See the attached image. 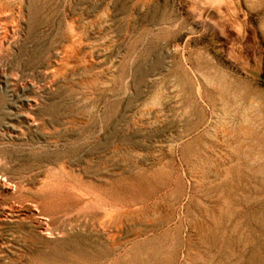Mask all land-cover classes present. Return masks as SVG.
I'll use <instances>...</instances> for the list:
<instances>
[{"label": "rangeland", "instance_id": "374dc122", "mask_svg": "<svg viewBox=\"0 0 264 264\" xmlns=\"http://www.w3.org/2000/svg\"><path fill=\"white\" fill-rule=\"evenodd\" d=\"M0 264H264V0H0Z\"/></svg>", "mask_w": 264, "mask_h": 264}]
</instances>
